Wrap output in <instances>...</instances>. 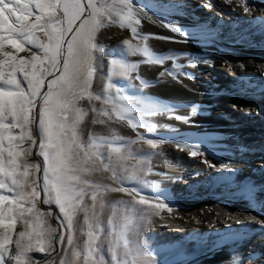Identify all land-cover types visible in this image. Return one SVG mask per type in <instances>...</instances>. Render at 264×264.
Here are the masks:
<instances>
[{"label":"snow or ice","instance_id":"1","mask_svg":"<svg viewBox=\"0 0 264 264\" xmlns=\"http://www.w3.org/2000/svg\"><path fill=\"white\" fill-rule=\"evenodd\" d=\"M225 3L233 6V12L239 9L245 15L252 13L247 0ZM202 6L212 7L210 3ZM146 8L147 4L137 6L133 0H0V264H57L53 253L61 256L58 264H157L146 243L141 245L129 238L137 218L135 205L146 206L140 209L141 220L164 209L171 213L175 206L159 198H166V194L155 183L144 181L143 187L156 193V198L140 195L137 185L126 186V181L137 180L138 176L137 169L128 173L124 167L130 153H124L125 144L116 143L123 137L90 133L85 139L81 130L90 111L98 117L93 124H106L115 118L127 120L133 128L147 127L149 132L155 126L144 124L133 113L139 112L141 117L172 113L171 105L122 95L113 82L112 76L131 80L138 63L112 59L107 83L100 93L92 91L97 53L103 52L96 37L106 26L118 24L121 29H130L133 38L145 41L141 47L125 39L126 55H140L144 62L156 65L174 59L156 55L146 43L149 35L138 32L142 19L152 20ZM160 23L174 33L187 35L169 22ZM197 62L189 60L190 64ZM202 62L208 63L206 59ZM260 67L264 69V65ZM165 72L176 78L175 73ZM182 75L194 78L190 73ZM136 79L145 85L138 75ZM131 100L142 107L129 103ZM83 101L90 107H84ZM93 101L103 107L97 109ZM199 107L192 106V116L197 115ZM174 118L187 121L185 117ZM162 140L149 139L147 144L155 149ZM202 143L206 142L178 147L192 158L202 157L209 168H216L206 158L207 148L202 150ZM34 149L42 158L40 162H29ZM97 173H108L112 183L96 182L92 177ZM108 192L132 198L119 202L124 205L123 214L113 207L105 236L110 261L105 260L99 243L105 234L99 219L104 208L102 197ZM42 194L44 205L58 209L56 227L49 223L51 210L38 206ZM80 214L83 219L79 230L87 239L77 245L74 235ZM33 252L44 254L45 259L34 258Z\"/></svg>","mask_w":264,"mask_h":264},{"label":"bare ground","instance_id":"2","mask_svg":"<svg viewBox=\"0 0 264 264\" xmlns=\"http://www.w3.org/2000/svg\"><path fill=\"white\" fill-rule=\"evenodd\" d=\"M143 3L151 9L145 11L152 20L142 19L138 32L149 35L146 43L156 55L174 59L156 65L141 56L134 83H115L122 95L173 106L171 114L133 113L144 124L155 125L160 140L167 138L155 157L151 183L166 194L159 198L175 207L171 213L164 209L155 220L151 252L157 264H237V257L242 264H264V0H247L251 15L233 12L225 0ZM205 3L212 7H203ZM161 20L187 35L163 27ZM125 39L145 43L118 24L100 30L97 44L109 62L102 89L111 72L113 47L127 59ZM190 59L200 62L190 64ZM129 103L142 107L135 100ZM193 105L200 106L195 116ZM147 131L114 118L96 125L94 133H114L124 138L118 145H127L126 139ZM199 141L206 142L201 149L207 148L206 158L216 168L178 147ZM140 193L157 197L152 191Z\"/></svg>","mask_w":264,"mask_h":264},{"label":"rangeland","instance_id":"3","mask_svg":"<svg viewBox=\"0 0 264 264\" xmlns=\"http://www.w3.org/2000/svg\"><path fill=\"white\" fill-rule=\"evenodd\" d=\"M144 0H133V3L137 5H143ZM109 3L112 2V0H108ZM100 31L97 34L96 37V43L98 41ZM134 45H139L143 46L142 44H134ZM106 54H101L97 53L98 59H97V73L96 77L93 81V86H92V91L94 93H100L102 91V82L103 78H105L106 71H103L104 69H107L109 66L108 59L106 58ZM21 55H27V53H21ZM121 52L118 50L116 46L113 47V52L111 53V57L113 59L120 60L122 59L121 57ZM125 60V59H123ZM127 63H138L139 66L142 65L143 60L141 59L140 55L132 56L128 55L127 59L125 60ZM139 68V67H138ZM138 70V69H137ZM132 72V79L129 80L123 76H112L113 82H118L119 80H123L124 82H127L129 84L134 83V73L137 72ZM92 104L97 108L100 109L101 106L99 101H93ZM82 105L86 108L90 107L88 101H83ZM97 114L93 112H89V115L85 118V120L81 124V130L83 133V137L87 139L88 135L90 133H94L96 125H102V124H93L92 120L96 119ZM103 119L107 120L106 117H103ZM155 126V125H154ZM102 135V134H98ZM152 139V140H157L161 141L158 138V131L157 128L154 127V130L149 132L147 131L145 134L141 133V135L135 137V138H130L126 139L128 144L124 148V153L129 154V158L124 161V167L128 170V173H131L134 169H137V180L133 181H126L125 184L126 186H132V185H137L142 191L145 193H149L151 191L150 188H144L143 187V182H151V177H152V169L154 167V162H155V157L159 154V150L163 147L162 142H160L157 146V148L153 149L147 144V140ZM42 158L37 157L36 155V150H33V153L31 157H29V162H40ZM142 168L143 171H139V169ZM151 169V172H148V169ZM109 174L108 173H97L94 174L92 179L95 180L96 182L99 183H108L111 184L112 181L108 179ZM141 195V193H140ZM103 203H104V208L103 211L100 214V222L101 225L105 228V234L101 235L99 243L103 247V255L105 257L106 261L111 260V255L108 252V243L107 240L105 239V236L107 235L109 231V221L112 218V212H113V207L115 206L120 212V214H123V209L124 205L119 204L120 201H125V202H130L132 198L130 196H127L123 193H114V192H108L105 193L102 197ZM43 200V194L41 196V202L38 204V206L44 210V211H49L51 210L52 216L49 217V223L53 226H57V220H56V215L58 213V209L55 207V205H44L42 203ZM146 206L143 205H135V208L137 209L135 216L137 217L133 221L132 227L134 228V232L129 233V238L131 240L136 241L137 243L144 245L145 243L148 245V250L151 251L152 248V239H154L155 235V227H154V222L157 218L160 217L161 213L164 211H160L159 214H149L146 216V219H139V216L141 215L140 209L144 208ZM82 214L77 216V231L75 232L74 235V243L77 245H82L84 241H86L87 237L79 230V225L82 223ZM19 230V226H18ZM34 258L43 261L45 258V255L39 252H33L31 254ZM53 256L55 257V260L58 261L61 258V256H56L55 253H53Z\"/></svg>","mask_w":264,"mask_h":264},{"label":"water","instance_id":"4","mask_svg":"<svg viewBox=\"0 0 264 264\" xmlns=\"http://www.w3.org/2000/svg\"><path fill=\"white\" fill-rule=\"evenodd\" d=\"M45 259V258H44Z\"/></svg>","mask_w":264,"mask_h":264}]
</instances>
